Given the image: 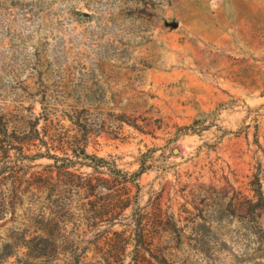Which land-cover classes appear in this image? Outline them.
Wrapping results in <instances>:
<instances>
[{
    "label": "rangeland",
    "instance_id": "1",
    "mask_svg": "<svg viewBox=\"0 0 264 264\" xmlns=\"http://www.w3.org/2000/svg\"><path fill=\"white\" fill-rule=\"evenodd\" d=\"M108 259L264 264V0H0V264Z\"/></svg>",
    "mask_w": 264,
    "mask_h": 264
},
{
    "label": "trees",
    "instance_id": "2",
    "mask_svg": "<svg viewBox=\"0 0 264 264\" xmlns=\"http://www.w3.org/2000/svg\"><path fill=\"white\" fill-rule=\"evenodd\" d=\"M85 146L82 144L77 151H74V156L80 155L84 158H88L89 156L85 153ZM47 159H52L54 163H57V157L55 155H50L49 153H46ZM40 157H44V155H40ZM92 159H95L98 163L102 164L105 161L100 158L93 157ZM99 167H103V165H99ZM114 171L116 175H118V182L121 184H132L135 182L141 173H135L132 175H128L127 173L122 172L121 170L117 169L116 166H114ZM93 180H88L85 186L92 187L91 182ZM39 191V189H37ZM38 191H35L36 194H39ZM24 191L20 192V195L23 194ZM39 220L37 221V226L35 227L33 233L34 235L31 236V238L26 241V246L30 248L33 252L35 251H44L49 248H54L53 242L55 241V234L58 231V223H55L54 220L45 218L44 215L39 216ZM142 229L132 232L129 236H126L125 233H121L118 235L119 241L114 242L112 239H104L102 242V245L109 246L111 249L115 250V256L123 257L126 253V248L133 244V247L135 249L136 254H140V249H142V245L146 241H152L153 239L144 236L142 233ZM111 256L109 257V259ZM144 256L141 257V260H144ZM109 259L106 261L105 264H108ZM111 264V263H109ZM141 264V263H138Z\"/></svg>",
    "mask_w": 264,
    "mask_h": 264
}]
</instances>
